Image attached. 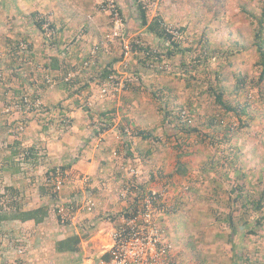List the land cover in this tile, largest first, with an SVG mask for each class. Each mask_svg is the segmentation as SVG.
Segmentation results:
<instances>
[{"label": "rangeland", "instance_id": "374dc122", "mask_svg": "<svg viewBox=\"0 0 264 264\" xmlns=\"http://www.w3.org/2000/svg\"><path fill=\"white\" fill-rule=\"evenodd\" d=\"M78 1L80 11L78 9L72 19L79 23V28L75 29L76 33L81 29L82 35L88 34L89 31L84 26L81 27L82 22L86 19L92 20L97 15L102 17L101 36L98 41L103 53L111 51L116 56L114 66L118 65L122 44L116 40L103 45V37L110 27V19L99 5L101 0ZM138 1L144 7L148 19L157 16L163 24L179 29L182 35L179 41L172 39L178 47L170 43V39L153 35L152 32H148L149 37H145L143 32L130 35L136 32L127 29V25L130 24L131 28L135 25L134 14L128 11L131 16L129 17L119 9L125 36L129 39L138 36L144 51H155L154 58L132 51L128 70L137 80L129 83L128 89L141 86L142 77L145 75L155 74V77H159L157 81L169 90L158 93L157 97L162 99L167 112L158 104L157 115L161 120L155 125V134L149 136L156 138L145 143L147 149L155 145L157 154L152 156L150 152L152 157H149L142 153L140 160L145 166L146 174H150L152 167L160 170V165L164 163L175 165L177 162L174 163V158L178 159L177 164H183L184 170L179 174L180 177L168 178L167 182H164L163 178L158 180L160 185L168 183L171 191H178L170 197L172 209L162 221V227L173 245V251L179 259L190 260L193 264H264V223L258 228H253L254 233L247 232L251 225L242 224L241 218L248 217L249 214L241 215L240 199L236 198L237 193L233 190L242 185L246 192L264 187V79L257 80L259 68L252 44L257 29L256 19L260 15L264 0H131L129 3L134 5L135 9L130 8V12H135L138 19L136 23L140 25ZM115 2L117 3V0ZM26 3L27 0H0L1 61L5 57L9 59L10 51H7V48L15 47L23 39L30 47L31 42L25 40V36L12 37V4ZM48 11L52 13L54 24L55 14L52 10H35L34 15L22 10V13L18 14L24 24L30 23L32 18L36 29L41 32L37 25L38 15ZM55 29L57 37V28ZM31 31L34 33V30ZM71 33L69 35H75L72 36L74 40L84 38L80 31L77 34ZM39 38L41 45L44 36L41 34ZM72 39L64 44L66 58H69L70 50L75 44ZM77 59L81 64L75 66L76 68L73 66L71 71L78 73L69 82L62 81L70 87L74 85L72 91L78 89L81 83L79 75L83 69L79 67L86 60L84 58L80 62V58ZM16 66L18 69H24L25 65L17 62ZM115 68L117 67L113 70ZM96 70L97 68H93L92 72ZM101 70L98 69V72ZM61 76L62 74L58 79V76L54 75L57 81L61 80ZM212 89L221 91L223 100L236 107L238 113L225 111L215 102ZM242 108L243 114L240 110ZM181 109H188L191 115L192 120L187 126L197 128L188 134L182 132L183 137L176 133L175 125L180 122L177 112ZM13 113L15 112L10 114ZM16 114L19 122L24 124L25 131V112ZM238 114H241V117ZM2 115L4 114L0 113V118H6ZM167 118L171 122L168 123ZM240 120L245 122L244 126L240 124ZM165 121L167 123H164ZM13 125L14 133L18 132ZM4 140L0 142L4 143ZM177 140L182 141V145L185 144L184 148H181ZM10 145L12 143L6 144L5 148L12 149ZM164 148L165 152L161 150ZM22 149L13 153V160ZM162 153L169 154L163 157ZM236 177L240 179L237 180ZM180 182L188 188L180 191ZM229 215L233 217L234 226L230 225ZM254 215L255 213L250 214V220ZM239 216L241 218H238ZM242 252L243 256L240 255Z\"/></svg>", "mask_w": 264, "mask_h": 264}, {"label": "crops", "instance_id": "0c3cea01", "mask_svg": "<svg viewBox=\"0 0 264 264\" xmlns=\"http://www.w3.org/2000/svg\"><path fill=\"white\" fill-rule=\"evenodd\" d=\"M27 1L28 3L24 5L12 4V37L25 36V40L31 42L30 54L23 64L24 69L17 68V61L11 55L10 47L7 48V51H10L9 59L1 57L3 61L0 60V107L22 93L39 95L44 104L38 112H25L27 125L22 132L17 130L19 117L16 113L2 115L7 119L0 118V141L5 139L4 143L0 142V264H94L107 249L108 231L115 224L116 214L133 207L130 200L122 202L115 198L122 177L115 168L111 151L125 148L127 155L137 156L142 168V182L150 189L157 190L162 186L159 178L167 182L168 178L180 177L175 171L178 159L174 158V163L177 162L175 165L169 166V162L160 165L163 171L161 169L156 171V168L152 167L154 170L151 168L150 174H146L145 166L140 160L142 153L149 157L157 154L155 145L147 149L145 143L156 138L149 136L155 134V125L161 120L157 115L158 104L163 106L164 112L166 110L162 99L157 97L158 93L169 90L157 81L159 77L148 74L142 77L141 86L131 87L116 97L100 96L99 83L104 70L117 66H114L116 56L111 51L103 53L98 41L103 18L97 15L92 20L83 21L81 27L84 26L89 35L85 33L82 35L80 29L77 33L80 31L84 38L74 40L75 35L72 37L69 33L77 34L75 29L79 28V23L75 19L72 20L75 12L78 9L80 11L78 0ZM125 1L117 0V4L128 16V11L134 14L135 25L131 28L129 24L127 29L136 32L130 35L143 32L145 37H149L151 31L141 25L140 20V25L136 23L138 19L135 12H130V8L135 9L134 5L131 6L129 3L131 0L126 1V4ZM22 10L32 15L35 10L54 12L57 37L51 45H47L44 39L40 45L41 32L36 29V23L31 17V22L24 24L18 14L22 13ZM138 16L140 19L139 13ZM31 30H34V33ZM66 36L68 39L65 40ZM71 39L75 44L70 50L69 58H66L64 44ZM91 47L97 48V55L88 66V71L86 69L81 71L79 75L81 83L78 89H74L75 92L72 91L74 85L70 87L61 80L57 81L53 88L45 85L44 72L54 74L60 79V75L71 70L73 66L74 68L78 64L80 66L77 58H80V62L86 59ZM91 68L97 70L92 72ZM98 69L102 70L98 72ZM62 117L68 121L65 126L60 122ZM97 117L116 123V127L107 131L103 143L94 148L93 119ZM124 123H129L138 131L130 140L124 139L118 133ZM12 125L19 133H14ZM8 143H12L9 146L12 149L5 148ZM25 146L45 148L46 156L45 161L34 157L28 165L26 177L21 172L17 156L12 159L13 153L20 148H27ZM161 150L165 152L166 149ZM167 154L169 153H162V156ZM52 165H62L67 172L64 187L59 193H55L51 187L37 180L42 171ZM157 173L158 176H155ZM82 175L89 179L85 186L80 179ZM85 195H92L96 201L94 210L87 213L79 208L73 226L59 223L53 211L55 203L82 198ZM6 197L8 200L9 197L12 198V201H7L8 208L2 205ZM38 207L47 208V213L42 219L35 221L23 217ZM36 216H40V213ZM164 218L166 217H161V220ZM72 234L79 236V252L59 249L61 241ZM19 247L22 248L20 254L16 252Z\"/></svg>", "mask_w": 264, "mask_h": 264}, {"label": "built area", "instance_id": "2783aa9c", "mask_svg": "<svg viewBox=\"0 0 264 264\" xmlns=\"http://www.w3.org/2000/svg\"><path fill=\"white\" fill-rule=\"evenodd\" d=\"M99 5L110 19V27L103 37V45L116 40H119V43L122 44L117 68L100 79V96L109 95L116 97L127 90L128 86L137 80L128 70L133 45L141 53L150 55L152 58L155 57V51H144L141 41L138 38L132 37L129 39L125 36L124 23L115 0H101ZM38 21L41 34L44 36V41L47 45H51L56 38V29L52 21V13L50 11L41 12L38 15ZM160 24L165 32L170 35L171 39L175 41L180 40L182 35L179 29L165 25L162 22ZM96 52L97 48L91 47L89 57L83 61L79 68H88ZM14 53L17 62L19 64H25L30 54L28 43L24 40L19 41L14 49ZM77 73V71L70 70L66 74H62L61 81L67 83ZM43 81L48 87L55 86L57 82L54 74H50L49 72H44ZM43 104V100L39 95L22 93L3 104L0 107V113L38 112L42 109ZM178 116L182 123L189 124L192 120L188 109L179 110ZM60 122L65 126L68 121L62 117ZM93 123L94 141L92 146L98 148L104 141L105 133L114 129L116 123H111L98 117L93 119ZM18 124L17 130L23 131L24 124L22 122ZM137 132L129 123H124L118 131L121 137L129 140L135 137ZM44 149L39 146L33 149L27 147L23 148L18 154L16 160L20 164L24 177H26L28 165L34 157L40 160H46ZM110 154L117 172L122 177L120 187L115 193V198L117 201L122 202L130 200L133 203V207L116 214L115 224L108 231L107 249L102 256L98 257L94 264H193L190 260L179 259L175 255L173 245L165 229L162 227L161 217L166 216L168 211L172 209L170 197L171 195L173 196V193L170 191L168 184L163 183L164 185L162 184L157 190L144 186L141 179V166L137 156L127 155L125 148L121 150L118 148L113 149ZM66 174L67 172L62 165H52L45 168L37 180L51 187L55 193H59L64 187ZM158 174L155 176H158ZM80 179L84 186L88 184L89 179L86 175H82ZM187 188L188 186L184 183L180 184V189L178 187L180 191L181 189L186 190ZM177 193L178 191H175L174 195ZM7 201H12V198L9 197V200L8 197L3 199L2 205L5 208H8L9 205ZM95 207L96 201L92 195H85L82 198H72L67 201L57 202L55 203L53 211L59 223L62 225H74L76 212L79 208L87 213H91ZM16 252L20 254L22 248H17Z\"/></svg>", "mask_w": 264, "mask_h": 264}, {"label": "trees", "instance_id": "16d2710c", "mask_svg": "<svg viewBox=\"0 0 264 264\" xmlns=\"http://www.w3.org/2000/svg\"><path fill=\"white\" fill-rule=\"evenodd\" d=\"M137 7L139 8L141 25L146 26L149 31H151L152 33H154L155 35H157L159 37H164L166 39H170V43H172V44H174V46L178 47V44L175 43L171 39L170 35L167 34L165 32V30L161 27V24H160L161 19L159 17L155 16V17H152L151 20H147L146 11L140 2H139V4H137ZM256 21H257V29L254 32L252 44H253L255 51H256V54H257L256 65L259 68L257 80L262 81L264 79V3L261 7L260 15L257 17ZM37 25L40 26V24L38 22H37ZM136 38H138V36H136ZM15 47H13V48L10 47V49H11L10 53H11V55H13L14 59H15V53H14ZM133 51L137 52V53L140 52L139 49L136 48L135 45H133ZM169 54H171V51H169ZM113 68L114 67H112V68L110 67V69L104 70L103 76L107 75L110 71L113 70ZM241 80L242 79H239V81H241ZM209 88H210V86H209ZM212 93L214 95L215 102H217L225 111H232L236 114L238 113V110L236 109V107L229 105L228 103H226L223 100L221 91L212 89ZM240 110L242 111L241 114H243L244 113L243 108ZM165 112H167V110H165ZM241 114H238V116L241 117ZM177 115H178V112H177ZM176 118H177V116H176ZM167 120H168V123L171 122V121H169V118H167ZM240 124L242 126H244L245 122L240 120ZM175 125L177 126L176 127V129H177L176 133H179V135L181 134L180 136H182V134L184 132L188 134L191 131L197 130L196 127H193V126L189 127V126H187L188 124L182 123V122L181 123L179 122ZM177 143H179L181 145V148H184L185 144L183 143V145H182V141L177 140ZM179 153H181V152H179ZM182 166H183V164H177L175 171L178 174H181L183 172ZM236 178H237V180L240 179V177H236ZM240 184H242V183H240ZM233 190L236 191V193H237L236 198L240 199L239 209L241 211V215L249 214L248 217L241 218V216H239L238 218H241L242 224H245V225L250 224L251 225V228L247 232L254 233L253 228H258L264 223V187L260 188V190L257 189V191L253 190V191H247L246 192L243 190V185H242L239 189L235 188ZM38 213H40V216L37 217L36 215ZM46 213H47L46 207H38L36 209L29 211L23 217L24 218H32L35 221H38V220L42 219L46 215ZM251 213L252 214L255 213V215L250 220L249 217H250ZM229 218H230V225L234 226L235 223H234L232 215H229ZM233 230H234V227H232V231ZM59 246H60L59 249H63L65 251L79 252V248H80L79 247V236L77 234H72L70 236H67L66 238L63 239V241H61ZM240 247H241V245H240ZM241 248L243 249V247H241ZM244 251H245V249H244ZM240 255L243 256V252L240 253ZM244 259H245V257H244Z\"/></svg>", "mask_w": 264, "mask_h": 264}]
</instances>
